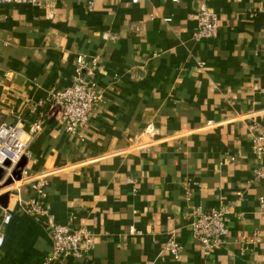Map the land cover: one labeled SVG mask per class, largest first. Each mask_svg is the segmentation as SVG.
I'll list each match as a JSON object with an SVG mask.
<instances>
[{"label":"crops","instance_id":"obj_1","mask_svg":"<svg viewBox=\"0 0 264 264\" xmlns=\"http://www.w3.org/2000/svg\"><path fill=\"white\" fill-rule=\"evenodd\" d=\"M208 5L217 34L195 40L196 0L0 4V124L45 120L23 158L49 214L19 210L30 183L1 188L0 264H264V160L251 147L264 131V0ZM79 54L98 58L99 102L68 134L48 94L72 83ZM219 202L228 231L205 256L190 220ZM47 222L86 229L92 246L53 256Z\"/></svg>","mask_w":264,"mask_h":264},{"label":"built area","instance_id":"obj_2","mask_svg":"<svg viewBox=\"0 0 264 264\" xmlns=\"http://www.w3.org/2000/svg\"><path fill=\"white\" fill-rule=\"evenodd\" d=\"M84 3L88 7L91 0H74ZM176 1V0H172ZM42 0H0V4H27L40 6ZM209 0H196L197 10L195 14L194 39H210L217 34V15L208 5ZM264 12V5L258 8ZM98 58L96 56H76L73 81L64 89H52L48 99L53 105L61 108V126L68 134L79 133L80 130L90 121L99 102V93L96 87L95 73ZM44 119L33 120L26 129L18 123L0 124V184L11 178L13 183L28 182L33 194L24 199L16 190L17 204L19 210L37 220L46 218L48 209L44 203L45 181L42 177H31L26 168L18 167L20 160L28 154V141L42 131ZM145 131L151 134L154 126L149 124ZM252 151L264 160V131L256 133L251 141ZM19 170L20 178L14 173ZM256 176H262V169L255 172ZM18 186V185H17ZM0 187V195L3 190ZM228 206L219 202L207 211L195 210L189 224L193 237L199 242L203 255L207 256L218 249L225 241L228 231L227 215ZM12 212L0 204V248L4 242V235L1 227L11 220ZM48 223V222H47ZM50 239L53 249V256L66 254L79 255L81 251L89 250L92 246V236L86 229L72 228L67 223H48ZM133 232V228H130ZM183 246L175 238L167 239L163 244V250L172 258L180 256Z\"/></svg>","mask_w":264,"mask_h":264},{"label":"water","instance_id":"obj_3","mask_svg":"<svg viewBox=\"0 0 264 264\" xmlns=\"http://www.w3.org/2000/svg\"><path fill=\"white\" fill-rule=\"evenodd\" d=\"M53 108H57V109L59 110V116L61 117V108H60V106L55 105V106H53ZM25 162H26V159H25V158H22V159L20 160V162L18 163V167L22 168V167L24 166ZM14 175L16 176L17 179L20 178L19 170H17V171L14 173ZM9 183H11V179L7 180V182H6L5 185H7V184H9ZM8 198H9V196H8L7 193L1 195V196H0V204L3 205V206H5V204H6L7 201H8Z\"/></svg>","mask_w":264,"mask_h":264},{"label":"rangeland","instance_id":"obj_4","mask_svg":"<svg viewBox=\"0 0 264 264\" xmlns=\"http://www.w3.org/2000/svg\"><path fill=\"white\" fill-rule=\"evenodd\" d=\"M9 179H10V178H9ZM9 179H7V180H9ZM7 180H5L4 182H2V183L0 184V187H3V186L6 184ZM11 182H12V179H11ZM20 183H21V182H16L15 186L19 185Z\"/></svg>","mask_w":264,"mask_h":264}]
</instances>
